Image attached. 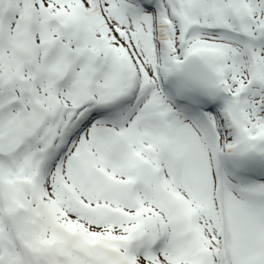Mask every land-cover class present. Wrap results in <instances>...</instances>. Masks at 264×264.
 I'll list each match as a JSON object with an SVG mask.
<instances>
[{"label": "snow or ice", "instance_id": "snow-or-ice-1", "mask_svg": "<svg viewBox=\"0 0 264 264\" xmlns=\"http://www.w3.org/2000/svg\"><path fill=\"white\" fill-rule=\"evenodd\" d=\"M0 264H264V0H0Z\"/></svg>", "mask_w": 264, "mask_h": 264}]
</instances>
